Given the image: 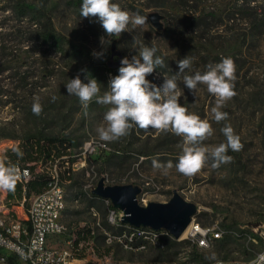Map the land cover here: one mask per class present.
Here are the masks:
<instances>
[{
	"label": "rangeland",
	"instance_id": "374dc122",
	"mask_svg": "<svg viewBox=\"0 0 264 264\" xmlns=\"http://www.w3.org/2000/svg\"><path fill=\"white\" fill-rule=\"evenodd\" d=\"M27 1L40 3V0ZM113 2L147 17L154 11L161 13L165 16L164 30L158 31L148 17L143 28L130 25L128 32L119 38L110 37L111 44L102 46L100 38L108 37L98 22L80 16L82 0H48L46 12L54 29L68 40L66 53L42 42L0 44L8 48L0 51V56H4L0 58V66L12 68L0 72V92L4 95H0V161L27 141L56 139L70 145L68 162L48 156L35 169L51 174L56 168L66 190L67 208L62 219L69 232L54 244L66 248L68 241L75 243L80 230H92V238L82 240L74 250L84 264H214L216 260L205 258L212 253L217 260L253 259L264 250V241L255 231L264 224V0ZM4 23L12 25L11 21ZM3 38L16 40L17 36L11 35L9 29H0V40ZM113 44L129 59L137 55L140 45H155L166 67L156 69L147 79L158 86L163 83V74L171 76L179 71L176 61L187 55L193 63L186 74L203 72L209 63H219L223 57L233 58L237 67V95L223 111L229 113L227 122L244 145L239 152L229 150L233 161L213 169L209 159L205 168L191 178L178 173L175 167L164 175L152 167V160L172 161L175 165L182 151L180 137L134 127L118 141H100L96 129L103 123L107 106L93 101L85 115L78 98L68 95L65 85L78 74L86 83V76L90 75L102 84L103 93L109 77L118 74V68L112 73L107 71ZM94 51H103L104 56L94 57ZM180 90V103L212 123L214 134L205 143L215 146L224 142L220 131L224 122L212 119L215 97L207 92L206 86H198L196 97L182 82ZM34 96H39L43 105L39 116L32 112ZM88 142L104 144L106 149L88 154L85 166L73 172L72 165L80 161ZM102 178L108 186H139L142 192L138 201L143 206L169 202L177 191L198 206L196 223L218 227L225 234L208 249L198 248L187 236L176 240L166 233L150 235L143 238L141 245H131V240L126 239L132 238L134 231L128 225L110 222L111 202L93 194ZM12 193L0 190V218L23 220L36 194H23L20 199L14 193L11 196Z\"/></svg>",
	"mask_w": 264,
	"mask_h": 264
},
{
	"label": "clouds",
	"instance_id": "9594fccd",
	"mask_svg": "<svg viewBox=\"0 0 264 264\" xmlns=\"http://www.w3.org/2000/svg\"><path fill=\"white\" fill-rule=\"evenodd\" d=\"M80 16L95 20L101 25L108 37L100 38L102 46L111 44L110 37L119 38L122 33L128 32L130 25L133 28H143L148 23L147 16L124 10L113 0H82ZM157 52L155 45L142 44L137 55L131 59H121L118 74L109 77L108 86L103 93L102 84L96 78L88 75L85 83L78 74L65 85L67 94L78 98L85 115L93 101L107 106L103 123L96 129L102 142L118 141L129 135L134 127L145 131L151 129L162 134L172 133L180 137L182 151L175 165L172 161L161 163L157 159L152 160V167L164 175L175 167L185 177H194L205 168L209 159L212 160L213 169L230 164L233 157L228 155L229 150L239 152L244 147L240 136L227 122L229 113L223 111L227 103L237 95L235 61L231 57H223L219 63H209L203 72L186 74V70H190L193 63L192 58L187 55L176 61L179 71L171 76L163 74V83L158 86L147 79L156 69L166 67L164 58L157 55ZM92 55L100 58L104 56V52L94 51ZM181 82L194 97L199 85L206 86L207 92L215 97V105L211 108L212 119L216 123L224 122L220 129L225 138L224 142L215 146L205 143L214 134L212 123L190 112L180 103ZM55 100L56 97L53 96L52 101ZM32 112L36 116L43 112L39 96L33 97ZM14 152L18 157L23 156L20 148L14 149ZM20 175V169L16 165L0 161V190L15 191ZM205 258L222 264L215 253Z\"/></svg>",
	"mask_w": 264,
	"mask_h": 264
},
{
	"label": "built area",
	"instance_id": "2783aa9c",
	"mask_svg": "<svg viewBox=\"0 0 264 264\" xmlns=\"http://www.w3.org/2000/svg\"><path fill=\"white\" fill-rule=\"evenodd\" d=\"M104 149H106L104 144L86 143L80 161L72 165L73 172L85 166L88 154H98ZM38 166L39 163L31 167L17 165L21 172L17 182L24 186V190L35 176H50L51 180L44 190L32 198L25 218L27 222L18 218H0V262L2 264H84L74 252L73 242L68 241L66 248L54 244L59 237L69 232V227L62 219L67 208L66 190L56 168L48 174L36 170ZM68 175L70 176V172ZM93 215L97 216V213L94 212ZM121 217L120 211L115 208L110 210L109 220L113 224L120 225ZM129 228L134 231L133 235L137 234L144 238L150 235L157 236L160 233L169 234L164 230L155 231L132 226ZM189 228L187 238L201 249L212 247L225 234V231L218 227H203L194 219ZM255 231L264 241V224L258 226ZM218 261L222 264H264V250L248 261L223 259ZM214 264H217V261Z\"/></svg>",
	"mask_w": 264,
	"mask_h": 264
},
{
	"label": "trees",
	"instance_id": "16d2710c",
	"mask_svg": "<svg viewBox=\"0 0 264 264\" xmlns=\"http://www.w3.org/2000/svg\"><path fill=\"white\" fill-rule=\"evenodd\" d=\"M48 0H40V3H29L27 0H0V29H9L10 34L17 36L15 40H8L3 38L1 43H8L18 41L20 43L29 42H42L48 45L50 48L55 49L60 53L67 52L68 40L65 36L58 33L53 26L50 16L46 12ZM5 13H11L12 16H6ZM9 15V14H8ZM5 21H11L12 25L5 24ZM8 48L0 47V51H6ZM78 53L83 56H87L83 50L77 49ZM4 56L1 55L0 58ZM89 59H91L89 57ZM93 62V60H91ZM5 69L10 70L12 68H4L0 66V72ZM110 73L113 72L112 68H107ZM1 96L3 92H0ZM58 142V143H55ZM23 153L22 157H18L15 152L9 154L8 158L3 162L14 165H22L31 167L35 163H42L48 156H57L60 160L68 162L70 160V145H67L64 140L48 139L47 141L38 139L36 141H27L21 146ZM52 151L55 153L52 154ZM67 157V159H66ZM69 173V172H68ZM61 177V174H60ZM70 176H67L69 179ZM51 177L45 175L35 176L27 185L26 190L20 183H16L15 191L13 193L21 199L23 194H38L48 185ZM62 181V180H61ZM12 193L11 196L14 194ZM95 196V195H94ZM96 197V196H95ZM111 209H114L111 205ZM27 222L26 219H23ZM120 226L125 227L127 225L120 223ZM123 233H121L122 235ZM127 237L126 242L130 239V244L136 246L141 245L143 242V236L134 235L132 238ZM92 238V230L85 229L78 232V238L74 245L79 246L82 240ZM136 242V243H135Z\"/></svg>",
	"mask_w": 264,
	"mask_h": 264
},
{
	"label": "water",
	"instance_id": "95a60500",
	"mask_svg": "<svg viewBox=\"0 0 264 264\" xmlns=\"http://www.w3.org/2000/svg\"><path fill=\"white\" fill-rule=\"evenodd\" d=\"M148 17L150 23L158 31L164 30V15L154 11ZM115 58L118 60L114 61ZM123 58V54L113 44L108 66L112 69L119 68ZM141 192L142 189L134 185L108 186L103 178L93 190L95 196L110 201L113 207L122 213V224L136 228H150L155 231L165 230L174 239H181L192 224L198 206L186 201L177 191L174 192V196L169 202H150L143 206L138 201Z\"/></svg>",
	"mask_w": 264,
	"mask_h": 264
},
{
	"label": "bare ground",
	"instance_id": "6f19581e",
	"mask_svg": "<svg viewBox=\"0 0 264 264\" xmlns=\"http://www.w3.org/2000/svg\"><path fill=\"white\" fill-rule=\"evenodd\" d=\"M189 229H190V228H188V229L185 231V233L183 234L182 238H184V237L187 236V234H188V232H189Z\"/></svg>",
	"mask_w": 264,
	"mask_h": 264
}]
</instances>
